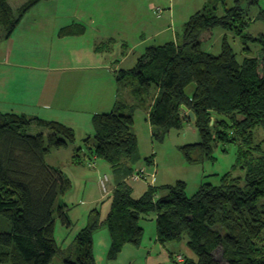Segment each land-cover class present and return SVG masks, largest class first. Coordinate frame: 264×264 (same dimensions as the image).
<instances>
[{"label": "trees", "instance_id": "trees-1", "mask_svg": "<svg viewBox=\"0 0 264 264\" xmlns=\"http://www.w3.org/2000/svg\"><path fill=\"white\" fill-rule=\"evenodd\" d=\"M23 1L15 10L10 0H0V26L8 39L29 11L52 0ZM229 1L220 0L223 15L208 2L186 22L182 43L177 39L150 46L135 68L120 71L118 81L129 90L133 103L118 101L111 112L95 114L91 120L95 133L74 149L73 162L85 163V148L94 160L114 168L134 161L139 151L134 112L156 89L149 120L163 131L160 136L193 124L200 141L181 147L190 163L210 158L215 147L238 143L244 175L228 172L219 185L205 183L192 197L184 181L167 186L165 195L158 194L152 182L139 198L130 183L119 182L103 222L112 239L109 260L118 259L127 246L141 247L145 235L141 221L154 215L159 243L186 240L194 254L183 257L180 264H264V141H258V132H264V34L244 33L250 26L245 19L248 11L241 0L228 8ZM260 1L253 0L251 6ZM256 21H264V10ZM218 28L241 36L246 53L242 61L227 37L220 54L204 50ZM251 43L257 55L248 46ZM193 84L195 91L189 96ZM184 107L194 112L196 123ZM33 124L47 132L29 134ZM77 141L75 129L64 123L0 110V217L11 223L10 232H0V264L53 263L59 253L57 220L67 228L73 226L70 208L61 200L72 181L46 157ZM154 161L150 158L149 163ZM130 171L135 173L132 167ZM147 178L143 181L151 180ZM99 216L98 209L92 211L95 220L79 232L65 264H97L94 235L101 226Z\"/></svg>", "mask_w": 264, "mask_h": 264}, {"label": "rangeland", "instance_id": "rangeland-1", "mask_svg": "<svg viewBox=\"0 0 264 264\" xmlns=\"http://www.w3.org/2000/svg\"><path fill=\"white\" fill-rule=\"evenodd\" d=\"M252 1L241 0L242 8L248 11L245 19L250 23L244 33L259 36L264 34V21H256V17L264 10V0L253 7ZM201 2L204 5L210 2L211 5L218 6L217 13L224 14L220 0L43 1L27 13L10 39L0 26V84L3 83V86L9 84L11 96L21 99L26 102V106H30L35 102L49 73L53 76L71 77L80 82L99 78L90 85L88 98L100 94L105 86L103 93L111 100L119 90V96H116L115 101L131 102L129 90L123 88L118 81L120 71L135 68L148 47L163 45L175 39L172 38L171 32L161 37L153 36L158 31L169 28L172 18L175 22L172 28L179 34L178 39L182 43L185 24L197 12L196 5ZM23 3V0H10L15 10ZM236 4L237 0H230L228 8ZM225 37L229 39L239 60L242 61L246 57L243 51L245 44L240 35L228 29L215 30L214 37L204 43V50L220 54ZM248 46L253 48V55H257L256 46L252 43ZM9 56L11 64L5 65L4 61ZM46 68L52 69L45 71ZM15 81L18 85L13 84ZM126 85L127 83H124V86ZM194 91L193 84L187 93L192 96ZM70 93L77 96L73 99L72 105L78 120L76 125L78 141L69 149L53 150L46 157L49 165L62 169L72 181L71 190L62 196L61 200L70 208L69 216L73 226L67 228L57 220L56 240L59 253L52 264H65V260L72 256L79 232L95 220L91 217L95 209L100 213L101 224L94 235L97 264H180L178 256L192 257L194 254L188 248L186 240L166 245L159 243L157 222L155 216L150 215L141 221L145 228L141 247L127 246L118 259L109 260L112 239L109 229L103 222L111 210L110 197L113 188L125 180L135 188L134 195L139 198L145 187L148 189L152 185V181L160 195L167 194L169 191L167 186L184 181L187 184L188 196L192 197L205 183L219 185L221 177L228 172L244 175V171L239 167V144L220 145L214 148L210 158L203 162L190 163L181 147L198 143L200 134L193 124L187 123L181 130L172 129L167 135L160 136L163 131L153 127L149 120V109L157 94L155 89L151 97L140 101L139 108L134 112L135 132L139 139L136 159L130 162V165L114 168L103 160H94L89 149L85 148L83 156L85 163L78 166L73 162L74 149L83 146V140L87 136H93L95 130L91 123L92 119L83 115L86 109L83 108V104L87 94L81 96L77 88L72 89ZM105 102H108L107 98ZM99 105L100 103L97 104ZM7 110L3 109L4 112ZM103 110L112 111L111 108L102 109V112ZM30 114L33 115L29 117L36 116L34 110H31ZM27 132L39 134L47 130L34 124ZM258 141H264L262 130L258 132ZM150 158L155 160L154 164L149 163ZM94 161L96 164L90 167ZM130 167L134 170L145 168L148 174L151 177L154 174L155 178L135 182L130 179ZM106 176L109 178L108 192L101 185V179ZM10 231V221L1 216L0 232ZM220 255L219 252L217 256Z\"/></svg>", "mask_w": 264, "mask_h": 264}, {"label": "crops", "instance_id": "crops-1", "mask_svg": "<svg viewBox=\"0 0 264 264\" xmlns=\"http://www.w3.org/2000/svg\"><path fill=\"white\" fill-rule=\"evenodd\" d=\"M196 6H197V8H195V9H198L197 11H199L204 7V4H202V2H201V3H198ZM170 22L171 23H170L169 28H166L164 30H160L156 34H154L153 36L161 37L165 33L171 32L172 38L175 37V39L173 41H177L179 34L177 32H175V30L172 28L174 23H175L174 19L172 18V20H170ZM169 42H172V41H169ZM169 42H167V43H169ZM4 63H5V65L11 64L10 63V56L7 59H5ZM51 69L52 68H46L45 71H49ZM55 71H57V70H55ZM98 79L99 78L85 79V80H82L80 82V81H76L75 79H73L71 77H66L64 75L53 76L52 74L49 73L46 76L45 80L43 81L40 93L35 98V102L30 106H26V102L22 101L21 99H16L15 97L11 96L9 84L3 86V83H2V84H0V110L2 112H4L3 109H8L7 112H4V113H9V112L17 113L20 115H26L28 117L30 115H33V114H30V111L34 110L36 116H33L31 118H40V119H44V120L58 121V122L64 123V124L74 128L76 131V125H77L78 120H77V117L75 115L76 112H74L73 105H72V102L74 101L73 99H75L76 95L75 94L73 96L71 95L70 92L72 91V89L77 88L80 91L81 96L84 94H87L86 98H85V102L83 104V108L84 109L86 108L85 112L83 111V113H84L83 115H86L87 117L89 116L90 119H92V117L95 114L105 113L106 111H109V110H106V111L103 110V112H102V109H110L111 108V110H114V108H115V105L117 103V101H115V98H116V96L117 97L119 96V90L117 91V95L115 96V98L112 97V100L110 98H108L105 93H103V91L105 90V86L100 91V94H94V96L91 95L92 97L88 98V96H90L89 95L90 85L94 84ZM102 83H103V80H102ZM13 84L18 85L17 81L13 82ZM2 88H3L4 92L1 91ZM129 94H130V92H129ZM102 97L104 98V100H102ZM131 97H132V101L131 102L128 101L129 103H133V101H134L132 95H131ZM106 98H107L108 102H105ZM98 103H100L99 106H97ZM108 107H110V108H108ZM78 114H79V112H78ZM95 164L96 163L94 161L89 166L94 167ZM127 165H130V164H127ZM138 170H141V169H138ZM138 170L136 169L134 171L136 172ZM130 174H131V171L129 173V176H130ZM123 181H125V180H122L121 182H123ZM139 182H141V181H139ZM117 185L113 188V190L117 187ZM133 189H134V194H136L134 187H133ZM147 190L148 189H146V187H145V190H143L142 195ZM134 197H135V195H134ZM136 198H138V197H136ZM110 211L108 212V214L110 213ZM107 216H106V218H107ZM111 244H112V242H111Z\"/></svg>", "mask_w": 264, "mask_h": 264}, {"label": "built area", "instance_id": "built-area-1", "mask_svg": "<svg viewBox=\"0 0 264 264\" xmlns=\"http://www.w3.org/2000/svg\"><path fill=\"white\" fill-rule=\"evenodd\" d=\"M147 176L151 177V175L148 174L147 170L143 168L141 170L136 171L133 175H131L130 179L135 182H138V181L146 180ZM152 177L155 178L154 174L152 175ZM108 182H109V178L107 176L101 179V185L106 192H108ZM178 262L180 263L184 262L183 256H178Z\"/></svg>", "mask_w": 264, "mask_h": 264}, {"label": "water", "instance_id": "water-1", "mask_svg": "<svg viewBox=\"0 0 264 264\" xmlns=\"http://www.w3.org/2000/svg\"><path fill=\"white\" fill-rule=\"evenodd\" d=\"M184 110L188 113L189 117H191L192 122L196 123V116L193 111H189L187 107H184Z\"/></svg>", "mask_w": 264, "mask_h": 264}]
</instances>
